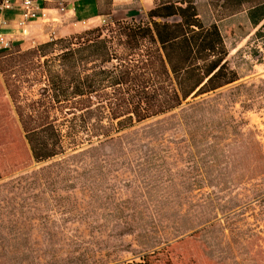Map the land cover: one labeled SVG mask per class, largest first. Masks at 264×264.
I'll return each instance as SVG.
<instances>
[{"label": "rangeland", "instance_id": "1", "mask_svg": "<svg viewBox=\"0 0 264 264\" xmlns=\"http://www.w3.org/2000/svg\"><path fill=\"white\" fill-rule=\"evenodd\" d=\"M193 1L204 24L209 5L217 18L241 8ZM242 1L248 8L258 0ZM114 21L144 22L146 14L72 34ZM235 60L227 66L237 80L222 90L85 153L65 137L66 151L43 162L32 158L8 93L34 99L43 77L16 68L7 87L0 73V264H264V26Z\"/></svg>", "mask_w": 264, "mask_h": 264}, {"label": "trees", "instance_id": "2", "mask_svg": "<svg viewBox=\"0 0 264 264\" xmlns=\"http://www.w3.org/2000/svg\"><path fill=\"white\" fill-rule=\"evenodd\" d=\"M227 54L217 25L201 21L193 0H158L144 22L114 21L42 43L1 58L0 73L7 87L16 68L43 77L34 99L8 88L32 158L43 162L66 151L65 137L71 150L85 153L134 123L234 82ZM194 106L184 120L194 122Z\"/></svg>", "mask_w": 264, "mask_h": 264}, {"label": "crops", "instance_id": "3", "mask_svg": "<svg viewBox=\"0 0 264 264\" xmlns=\"http://www.w3.org/2000/svg\"><path fill=\"white\" fill-rule=\"evenodd\" d=\"M38 2L48 10L51 18H56V21L32 22L25 29V35L15 25H11L5 32H10L15 36L13 47L29 48L48 41L50 36L54 38L69 36L78 30L82 20L87 23H94L102 18L118 15L125 19H135L139 13L146 14L147 10L152 8L158 0H38ZM105 3L107 7L102 11V6ZM194 3L196 6V1ZM60 7H64V11H59ZM6 17L11 23H15L20 14L18 10H13L7 12ZM208 22V24L215 23L223 37L228 51L227 63L236 64L235 58L242 49L245 39L252 35L259 25L260 27L264 26V4L248 8H243L241 5V8L220 18L214 15L209 5ZM237 75L239 82L242 80V74L239 70ZM260 77H264V75ZM229 84L216 91L222 90Z\"/></svg>", "mask_w": 264, "mask_h": 264}, {"label": "built area", "instance_id": "4", "mask_svg": "<svg viewBox=\"0 0 264 264\" xmlns=\"http://www.w3.org/2000/svg\"><path fill=\"white\" fill-rule=\"evenodd\" d=\"M13 10H18L20 14L19 19L15 23H11L6 17V13ZM59 11H64V7H60ZM35 21L55 22L56 18H51L48 10L38 0H0V56L13 47L15 40V36L10 32L6 33L5 30L11 25H15L25 35L27 26ZM107 23L108 18L99 20L100 25ZM81 24L86 25L88 23L82 20ZM54 39L53 36H50L48 40L51 42Z\"/></svg>", "mask_w": 264, "mask_h": 264}]
</instances>
